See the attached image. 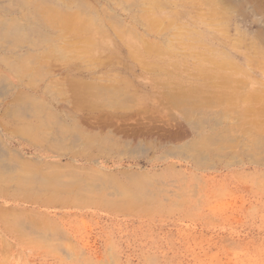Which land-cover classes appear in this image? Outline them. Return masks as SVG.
Segmentation results:
<instances>
[{
	"label": "rangeland",
	"instance_id": "rangeland-1",
	"mask_svg": "<svg viewBox=\"0 0 264 264\" xmlns=\"http://www.w3.org/2000/svg\"><path fill=\"white\" fill-rule=\"evenodd\" d=\"M158 1L162 8L153 7L148 16L175 19L188 27L196 21L192 1ZM254 1L257 15L238 0L213 2L217 34L212 46L228 51L244 70L229 73L228 87L219 82L209 88L196 79L195 98H201L202 108L223 115L216 124L190 126L180 105L171 100V91L193 89L192 75L180 69L175 71L180 74L177 77L161 72L165 70L144 73L135 64L132 98L100 111L78 112L88 136L103 140L106 148L45 150L41 165L26 160L28 154L35 157L26 142L22 157L9 155L22 171L50 166L44 172L63 174L82 169L87 181H98L103 187L90 190L94 200L62 206L13 197L12 188H0V264H264V149L254 148L256 138H264V116L258 115L261 104L244 113L248 96L263 89L257 81L263 78L261 65L245 59L248 39L264 47L258 21V16L264 19V0ZM140 2L136 0L138 6ZM137 15L144 17L139 11ZM197 26L203 28V23ZM135 27L139 28L135 42L163 41L139 22ZM153 61L157 62L153 67L170 69L167 62ZM247 70L251 75L244 73ZM216 94H233L236 99L223 104ZM5 128L11 127L0 126L7 138ZM215 132L223 133L225 139L220 149L204 150L206 159L197 160L184 150ZM137 186L141 191L136 199L130 194ZM21 224L45 231L48 237Z\"/></svg>",
	"mask_w": 264,
	"mask_h": 264
},
{
	"label": "bare ground",
	"instance_id": "bare-ground-1",
	"mask_svg": "<svg viewBox=\"0 0 264 264\" xmlns=\"http://www.w3.org/2000/svg\"><path fill=\"white\" fill-rule=\"evenodd\" d=\"M190 1L196 17L191 27L154 13L148 16L153 7L162 8L163 3L158 0H141L139 6L136 0H0V126L11 127L5 128L7 138L0 130L1 190L12 188L13 197L33 198L45 205L62 206L71 201L94 200L90 190L102 185L98 181H87L86 173L80 172L82 169L54 174L44 172L50 167L44 166L37 171L25 172L9 155L22 157L24 142L35 156L28 154L26 160L36 164L43 160L45 150L58 153L69 148L82 151L89 147L106 148L103 140L88 136L83 127L85 121L78 112H96L94 110L100 111L128 101L133 88L135 64L146 73L165 70L161 72L177 77L180 74L175 71L180 69L182 73L192 75L195 80L191 82L193 89L170 92L171 100L180 105L190 126L201 127L221 120L223 115L202 108L201 98H195L198 92L196 79L200 78L201 84L206 83L209 88L219 82L228 87L229 73L243 72V66L236 64L237 59L233 61L222 47L216 51L212 46L217 34L213 26L214 0ZM238 1L250 6L252 14L257 15V2ZM138 11L144 17L139 15L138 18ZM258 21L261 29L259 36L264 40V19L258 16ZM136 22L163 41L159 43L152 42L153 39L138 38L140 42H135L136 31H139V28L136 29L138 26L135 27ZM200 22L203 28L197 26ZM248 40L244 46L245 59L248 63L261 65L263 78L258 77L257 81L263 89L248 96L249 104L244 113L248 115L249 110H255L254 105L261 104L257 109L261 111L258 114L260 117L264 116V66L261 64L264 47L261 41L259 44L253 39ZM165 56L171 59L165 61ZM154 59L167 62L166 66L170 69L160 68V65L153 67L157 64ZM250 71L244 73L249 75ZM213 78L219 79L218 82L210 81ZM222 79H227L226 83ZM174 88L180 87L176 85ZM233 94H216L214 97L226 104L236 99ZM222 134H210L202 142L189 143L184 150L195 159L204 160L207 158L204 150L221 148L219 143L225 139ZM8 140L14 144L10 145ZM254 148L258 151L264 149L261 135L256 138ZM137 187L131 194L128 193L130 197L138 198L141 187ZM20 226L42 238L48 237L45 231L26 224Z\"/></svg>",
	"mask_w": 264,
	"mask_h": 264
}]
</instances>
